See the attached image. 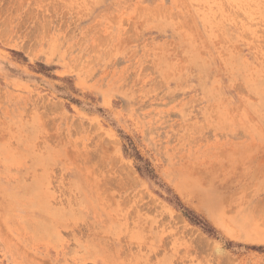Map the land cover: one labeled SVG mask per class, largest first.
I'll return each mask as SVG.
<instances>
[{"label":"rangeland","instance_id":"1","mask_svg":"<svg viewBox=\"0 0 264 264\" xmlns=\"http://www.w3.org/2000/svg\"><path fill=\"white\" fill-rule=\"evenodd\" d=\"M0 264H264V0H0Z\"/></svg>","mask_w":264,"mask_h":264},{"label":"bare ground","instance_id":"2","mask_svg":"<svg viewBox=\"0 0 264 264\" xmlns=\"http://www.w3.org/2000/svg\"><path fill=\"white\" fill-rule=\"evenodd\" d=\"M248 21V20H247ZM202 240V239H201ZM204 241V240H203ZM222 257V256H221Z\"/></svg>","mask_w":264,"mask_h":264}]
</instances>
